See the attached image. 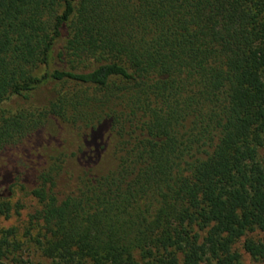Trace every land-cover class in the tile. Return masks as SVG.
Here are the masks:
<instances>
[{"label": "trees", "instance_id": "trees-1", "mask_svg": "<svg viewBox=\"0 0 264 264\" xmlns=\"http://www.w3.org/2000/svg\"><path fill=\"white\" fill-rule=\"evenodd\" d=\"M26 145L0 264L264 262V0H0V155Z\"/></svg>", "mask_w": 264, "mask_h": 264}, {"label": "rangeland", "instance_id": "rangeland-1", "mask_svg": "<svg viewBox=\"0 0 264 264\" xmlns=\"http://www.w3.org/2000/svg\"><path fill=\"white\" fill-rule=\"evenodd\" d=\"M36 147V144H33ZM26 145L28 148L29 155L26 158L22 157V150L19 148H12L7 150L5 153L0 155V194L5 195L8 193L7 188H4L3 176H10L12 167H15L20 170H31L37 164L43 163L44 151L42 150L43 145H37L41 147L40 150H35L34 146ZM37 152V153H36ZM44 154V155H43ZM41 155V156H40ZM33 172V170H31ZM30 172V173H31ZM13 202H18L22 205V208L16 213L12 212L11 218L9 220H0V226H16L19 229L20 234L23 233L24 227L28 220V214L31 213L35 207V202L32 198L26 196L24 193L16 191L12 196ZM238 251L242 256V264H264L263 261L254 260L249 255H247L240 247ZM29 253V254H28ZM38 260V253L34 249L30 248V252H25V255Z\"/></svg>", "mask_w": 264, "mask_h": 264}]
</instances>
